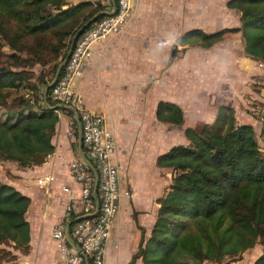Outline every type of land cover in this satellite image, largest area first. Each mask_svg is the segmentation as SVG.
Masks as SVG:
<instances>
[{"label": "trees", "instance_id": "16d2710c", "mask_svg": "<svg viewBox=\"0 0 264 264\" xmlns=\"http://www.w3.org/2000/svg\"><path fill=\"white\" fill-rule=\"evenodd\" d=\"M234 6L241 13L239 27L191 30L180 42L210 47L227 32H239L246 56L264 69V0H230L228 7ZM102 9L87 1L0 0V43L10 50L6 63L0 62V161L27 168L52 153L58 108L51 88L46 96L44 89L65 60L73 35L90 18L102 17ZM156 117L184 125L183 110L174 103L160 101ZM184 134L186 145L157 157L158 166L172 170L171 182L158 199L149 238H142L129 264L137 258L143 264L219 262L260 239L264 245V144L259 145L254 126L240 123L231 106L220 105L212 122L199 131L186 127ZM30 202L0 177V262L15 260L14 251L28 252ZM253 264H264V247Z\"/></svg>", "mask_w": 264, "mask_h": 264}, {"label": "crops", "instance_id": "0c3cea01", "mask_svg": "<svg viewBox=\"0 0 264 264\" xmlns=\"http://www.w3.org/2000/svg\"><path fill=\"white\" fill-rule=\"evenodd\" d=\"M69 1L99 4L103 13L115 6V0ZM228 1L132 0L123 30L92 45L83 74L73 83L85 105L104 116L114 139L120 188L131 192L119 200L104 264H129L142 238H149L160 207L158 199L172 178V170L158 166L157 157L174 145L188 143L186 127L199 131L213 121L220 105L234 108L240 123L255 124L254 113L241 106L261 99L251 86L256 83L253 75L258 65L246 56L241 34L227 32L210 47L180 42L191 30L213 33L239 27L241 13L228 8ZM160 101L178 105L184 125L158 120ZM56 115L54 150L42 164L21 168L15 162L0 161L1 179L31 200L25 215L30 225L29 250L14 251L15 260L0 264H64L52 230L63 211L60 200L66 193L62 187L75 188L69 165L79 149L77 140L68 135L70 115L63 108ZM42 176L54 180L38 184ZM134 264L143 262L137 258Z\"/></svg>", "mask_w": 264, "mask_h": 264}, {"label": "built area", "instance_id": "2783aa9c", "mask_svg": "<svg viewBox=\"0 0 264 264\" xmlns=\"http://www.w3.org/2000/svg\"><path fill=\"white\" fill-rule=\"evenodd\" d=\"M131 12L132 0H115L114 8L76 39L51 87V101L71 112L68 135L77 140L79 149L69 165L75 188L62 187L66 193V198L60 200L63 211L52 230V238L65 258L64 264H104L119 200L131 195L129 190L120 188L118 165L113 161L114 139L105 126L104 116L90 110L73 85L83 74L92 45L107 35L121 32ZM259 119L264 121L263 113ZM53 180V176H42L37 183L45 185Z\"/></svg>", "mask_w": 264, "mask_h": 264}, {"label": "rangeland", "instance_id": "374dc122", "mask_svg": "<svg viewBox=\"0 0 264 264\" xmlns=\"http://www.w3.org/2000/svg\"><path fill=\"white\" fill-rule=\"evenodd\" d=\"M229 2V1H228ZM228 2H227V7H228ZM230 9H234L236 11H239L238 6L228 7ZM0 43V62L6 63L5 61V54L10 53V50L6 46H2ZM257 70L255 72V75H253L256 81V84L251 85L253 91H255L261 99L257 98L249 103L246 104H241V108L244 111H247L253 115L254 119V126H255V135L256 139L258 140L259 145L262 147L263 146V141H264V121H261L259 119V115L261 113L264 114V69L261 68V66H257ZM241 82V81H239ZM259 87V88H258ZM1 163V162H0ZM8 169V168H7ZM264 245L262 244V240H258L256 244L243 251L241 254L235 257H228L224 258L223 260L219 262H210L206 261L203 264H253V262L261 255L263 251ZM58 258L60 259L61 256L58 255Z\"/></svg>", "mask_w": 264, "mask_h": 264}, {"label": "water", "instance_id": "95a60500", "mask_svg": "<svg viewBox=\"0 0 264 264\" xmlns=\"http://www.w3.org/2000/svg\"><path fill=\"white\" fill-rule=\"evenodd\" d=\"M95 19H96V15H95L94 17L90 18L86 23H84V24L80 27V29H79V30L73 35V37H72V39H71V41H70V44H69V48H68V51H67V55H66L65 60H64L63 63H61V65L58 67V69H57V71H56V74H55V77H54L52 83H51L50 85H48V86L44 89V94H45V96L47 95V91H48V89L51 88V87L55 84V82L57 81V79H58V77H59V75H60V73H61V71H62V68H63L64 64L66 63L67 59H68L69 56H70L71 50H72V48H73V44L75 43L76 39L82 34V32L86 29V27H87L89 24H91V22L95 21ZM56 107H57V108H63V109L65 108V107H63L62 105H57Z\"/></svg>", "mask_w": 264, "mask_h": 264}]
</instances>
